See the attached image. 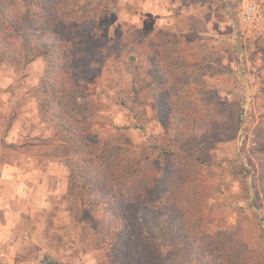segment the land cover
<instances>
[{
  "label": "rangeland",
  "instance_id": "374dc122",
  "mask_svg": "<svg viewBox=\"0 0 264 264\" xmlns=\"http://www.w3.org/2000/svg\"><path fill=\"white\" fill-rule=\"evenodd\" d=\"M244 1L102 0L96 17V42L104 44L126 36L148 47L154 44L166 60L185 62L188 83L182 84L170 101L189 115L198 113V126L202 123L184 137L188 147H196L190 152L191 159L203 162L199 180L207 187L208 198L201 212L202 236L216 247L220 240L239 233L252 263L264 264V191L259 164L264 158V0H256L253 22L241 17ZM18 3L25 11L31 0ZM91 8L87 5L85 11ZM39 26L36 23L32 29ZM46 70L44 57L27 65L0 64V141L5 142L7 136H25L31 127L33 136L28 142L50 160L67 165L57 155L54 129L47 130L51 127L41 114L40 87ZM135 77L136 73L110 56L85 82L83 101L90 103L94 113L92 131L144 169L165 165V153L155 146V140L168 134L181 135V129L174 123L173 131L165 133L152 88L142 93L143 102L133 110L121 104L123 88ZM230 114L234 123L238 117L237 132L214 144L205 131L213 128L214 120L230 119ZM180 154L188 156L189 152ZM68 168L69 197L74 203L71 214L77 220L55 228V234H66L71 238L66 242H77L78 248L71 258L47 257L45 264H129L133 254L119 247L115 239L103 237L107 231L105 215L95 202L78 196L74 173ZM164 243V254L157 253L159 243L155 242L149 243V254L163 259L173 247H183L180 241ZM179 260V264H196Z\"/></svg>",
  "mask_w": 264,
  "mask_h": 264
},
{
  "label": "trees",
  "instance_id": "16d2710c",
  "mask_svg": "<svg viewBox=\"0 0 264 264\" xmlns=\"http://www.w3.org/2000/svg\"><path fill=\"white\" fill-rule=\"evenodd\" d=\"M101 1L31 0L23 11L18 0H0V64L27 65L39 57L47 59L40 105L43 119L54 129L57 155L74 173L78 196L95 202L105 215L103 237L115 239L133 254L129 264H179V257L196 264H253L239 233L220 240L216 247L202 236L201 212L208 198L207 187L199 180L203 162L191 159L196 147H188L184 139L202 123L198 126V113L189 115L170 101L188 83L187 65L178 59L166 60L154 44L148 47L134 38L96 42ZM87 5L90 11H85ZM36 23L40 26L33 30ZM110 56L136 73L121 92V104L133 110L143 102L142 93L152 88L165 133L173 131L174 123L179 125L183 135L155 140L165 153V165L144 169L92 131L94 113L90 103L83 101L84 85ZM229 117L214 120L213 128L205 131L214 144L237 132L238 117L236 123L232 114ZM183 151L189 155L180 154ZM259 164L264 191V158ZM169 240L180 241L183 247H173L163 259L149 254V243H159L156 251L164 254L163 244Z\"/></svg>",
  "mask_w": 264,
  "mask_h": 264
},
{
  "label": "crops",
  "instance_id": "0c3cea01",
  "mask_svg": "<svg viewBox=\"0 0 264 264\" xmlns=\"http://www.w3.org/2000/svg\"><path fill=\"white\" fill-rule=\"evenodd\" d=\"M30 129L21 133L25 136H7L5 142L0 141V262L9 264L71 258L78 248L77 242H66L71 239L66 234H55V228L77 220L71 214L70 170L28 142L33 136Z\"/></svg>",
  "mask_w": 264,
  "mask_h": 264
},
{
  "label": "built area",
  "instance_id": "2783aa9c",
  "mask_svg": "<svg viewBox=\"0 0 264 264\" xmlns=\"http://www.w3.org/2000/svg\"><path fill=\"white\" fill-rule=\"evenodd\" d=\"M244 2L241 17L245 22H253L257 16L256 0H245Z\"/></svg>",
  "mask_w": 264,
  "mask_h": 264
}]
</instances>
